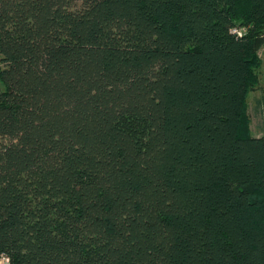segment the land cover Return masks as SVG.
Listing matches in <instances>:
<instances>
[{"label":"trees","instance_id":"obj_1","mask_svg":"<svg viewBox=\"0 0 264 264\" xmlns=\"http://www.w3.org/2000/svg\"><path fill=\"white\" fill-rule=\"evenodd\" d=\"M263 46L264 0H0V258L264 264Z\"/></svg>","mask_w":264,"mask_h":264},{"label":"rangeland","instance_id":"obj_2","mask_svg":"<svg viewBox=\"0 0 264 264\" xmlns=\"http://www.w3.org/2000/svg\"><path fill=\"white\" fill-rule=\"evenodd\" d=\"M242 31L245 28L241 29ZM259 55L262 58V64L258 70L259 72V85L256 89L252 90L248 97V106H249V115L251 117V129L253 135L256 136L257 132L261 128V125L264 127V112L260 115L255 111L256 99L258 96H264V46L259 50ZM264 108V106H263ZM264 131V129H263ZM264 134V133H263ZM7 260L3 257L0 258V264H5Z\"/></svg>","mask_w":264,"mask_h":264},{"label":"crops","instance_id":"obj_3","mask_svg":"<svg viewBox=\"0 0 264 264\" xmlns=\"http://www.w3.org/2000/svg\"><path fill=\"white\" fill-rule=\"evenodd\" d=\"M255 111L257 112L258 115L262 114L264 112V96H258L256 99V105H255ZM264 127L261 125V128L259 129V131L257 132L256 136H261L263 135L264 131H263Z\"/></svg>","mask_w":264,"mask_h":264},{"label":"built area","instance_id":"obj_4","mask_svg":"<svg viewBox=\"0 0 264 264\" xmlns=\"http://www.w3.org/2000/svg\"><path fill=\"white\" fill-rule=\"evenodd\" d=\"M234 32H237V33L241 34V31L238 30V29H234Z\"/></svg>","mask_w":264,"mask_h":264}]
</instances>
